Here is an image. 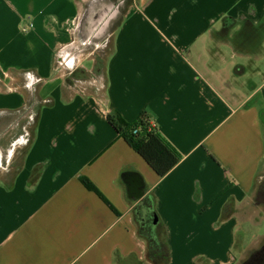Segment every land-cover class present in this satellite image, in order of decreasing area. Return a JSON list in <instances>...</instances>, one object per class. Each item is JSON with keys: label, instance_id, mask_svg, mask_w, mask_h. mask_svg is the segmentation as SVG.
<instances>
[{"label": "crops", "instance_id": "obj_1", "mask_svg": "<svg viewBox=\"0 0 264 264\" xmlns=\"http://www.w3.org/2000/svg\"><path fill=\"white\" fill-rule=\"evenodd\" d=\"M106 17L102 90L71 88L67 47ZM142 115L180 156L164 176L121 133ZM147 196L160 264L263 249L264 0H0V264H157Z\"/></svg>", "mask_w": 264, "mask_h": 264}, {"label": "trees", "instance_id": "obj_2", "mask_svg": "<svg viewBox=\"0 0 264 264\" xmlns=\"http://www.w3.org/2000/svg\"><path fill=\"white\" fill-rule=\"evenodd\" d=\"M109 120L114 123L110 117ZM121 130L124 139L159 176H164L179 161L180 156L177 151L150 124L146 116L142 115L137 121L125 124L124 129ZM79 180L86 189L96 193L112 211L118 214L117 210L90 179L81 176ZM135 217L139 234L147 240L148 257L157 264L165 262L168 259V249L163 242L156 238L153 232L155 211L150 197L143 198L137 204Z\"/></svg>", "mask_w": 264, "mask_h": 264}, {"label": "rangeland", "instance_id": "obj_3", "mask_svg": "<svg viewBox=\"0 0 264 264\" xmlns=\"http://www.w3.org/2000/svg\"><path fill=\"white\" fill-rule=\"evenodd\" d=\"M124 5L125 3L123 2L121 6ZM117 19L118 18L111 21L106 17V19L101 22L100 27H89L91 31L87 36L82 35L83 38L80 36L79 39L75 40L72 46L67 47L70 57L75 60L74 65H72L67 72L70 73L67 77V83L71 88L75 87V85L77 87L78 85L80 86L82 84L81 82L88 83L89 81L90 85L93 84L95 89L99 87V90H102L103 61L109 53L112 40L111 32L117 23ZM109 23H114V25H110ZM102 24H106L108 27H102ZM106 39H108V43L105 47L104 40ZM103 47H105V49ZM59 52L57 53L61 56ZM263 230L264 229L261 228L259 233L263 232ZM251 242H254V240L251 239Z\"/></svg>", "mask_w": 264, "mask_h": 264}, {"label": "flooded vegetation", "instance_id": "obj_4", "mask_svg": "<svg viewBox=\"0 0 264 264\" xmlns=\"http://www.w3.org/2000/svg\"><path fill=\"white\" fill-rule=\"evenodd\" d=\"M243 264H264V247L257 255L251 257Z\"/></svg>", "mask_w": 264, "mask_h": 264}, {"label": "built area", "instance_id": "obj_5", "mask_svg": "<svg viewBox=\"0 0 264 264\" xmlns=\"http://www.w3.org/2000/svg\"><path fill=\"white\" fill-rule=\"evenodd\" d=\"M65 60V59H64ZM68 62V61H67Z\"/></svg>", "mask_w": 264, "mask_h": 264}]
</instances>
